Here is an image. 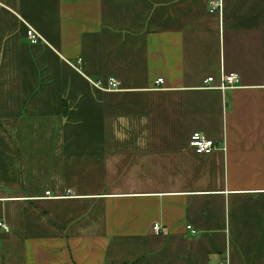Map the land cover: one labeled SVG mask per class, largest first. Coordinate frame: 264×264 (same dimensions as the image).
I'll return each mask as SVG.
<instances>
[{
	"label": "crops",
	"instance_id": "obj_1",
	"mask_svg": "<svg viewBox=\"0 0 264 264\" xmlns=\"http://www.w3.org/2000/svg\"><path fill=\"white\" fill-rule=\"evenodd\" d=\"M0 221V264H264V0H0Z\"/></svg>",
	"mask_w": 264,
	"mask_h": 264
},
{
	"label": "built area",
	"instance_id": "obj_2",
	"mask_svg": "<svg viewBox=\"0 0 264 264\" xmlns=\"http://www.w3.org/2000/svg\"><path fill=\"white\" fill-rule=\"evenodd\" d=\"M221 7V2L220 1H211L210 3V11H215L217 9H220ZM26 36L28 37L30 42L36 43L41 40V36L38 34V32L35 30L34 27H28L26 30ZM239 82V75L237 73H228V74H223L219 78V82L217 84L214 83V77L209 76L205 79V85L206 87H211V88H217V89H230L234 88ZM95 85L100 86V87H106L110 90H115L116 88L118 89L119 87V82L113 78L109 77L105 85L101 80H96L94 81ZM157 83H162V79H159ZM216 141H214L212 138H209L206 136L203 132L200 131H193L191 137L189 138L188 145L194 149V151L198 154H207L213 151L215 148L220 147ZM45 194L50 195L49 191H47ZM0 227L5 231L8 232L10 229V225L5 223L4 221H0ZM187 228H190L188 226ZM152 230L154 232H159L160 226L156 223L153 225Z\"/></svg>",
	"mask_w": 264,
	"mask_h": 264
},
{
	"label": "rangeland",
	"instance_id": "obj_3",
	"mask_svg": "<svg viewBox=\"0 0 264 264\" xmlns=\"http://www.w3.org/2000/svg\"><path fill=\"white\" fill-rule=\"evenodd\" d=\"M39 34V33H38ZM41 40H42V38H41ZM39 42V41H38ZM115 90H117V88L115 89Z\"/></svg>",
	"mask_w": 264,
	"mask_h": 264
}]
</instances>
